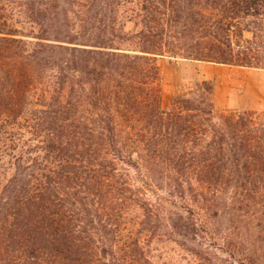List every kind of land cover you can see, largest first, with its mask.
<instances>
[{
  "label": "trees",
  "instance_id": "obj_1",
  "mask_svg": "<svg viewBox=\"0 0 264 264\" xmlns=\"http://www.w3.org/2000/svg\"><path fill=\"white\" fill-rule=\"evenodd\" d=\"M19 1L39 32L19 38L0 0V157L14 161L0 264H155L144 240L162 219L147 185L158 175L245 204L264 232V113L219 114L210 81L165 109L157 61L264 69V0ZM169 219L204 239L200 218Z\"/></svg>",
  "mask_w": 264,
  "mask_h": 264
},
{
  "label": "rangeland",
  "instance_id": "obj_2",
  "mask_svg": "<svg viewBox=\"0 0 264 264\" xmlns=\"http://www.w3.org/2000/svg\"><path fill=\"white\" fill-rule=\"evenodd\" d=\"M9 2L10 23L18 31V37L29 42L36 41L34 37L39 32L37 25L27 18L19 0ZM127 16L129 15L125 13L121 15V19L126 30L132 31L134 25L127 22ZM157 61L162 71L165 109L171 107L176 95L196 82L210 81L214 85L215 106L219 114L226 111L264 113V69L198 62L171 56L157 57ZM2 151L0 146V155ZM131 173L132 179L142 183V176L137 171L132 170ZM13 174L14 161L10 157H0V193ZM161 176L147 181L150 199L163 210L158 233H150L144 240L155 264H239L237 259L246 257L252 247H255L257 258L264 264V232L260 233L259 228L253 224L251 215L254 209L247 210L244 208L245 204H242L236 211V203L230 204V196L224 195L223 199L207 202L212 195H204L196 183L192 186L186 184L184 188L177 181ZM242 208L244 209L240 210ZM175 212L200 218L201 235L204 239L198 238L200 242L196 241L192 233L188 237L191 238L190 241L184 238L186 230L169 227V216ZM138 213L134 209L131 218L135 220ZM202 243L209 253L206 258L196 252L201 250Z\"/></svg>",
  "mask_w": 264,
  "mask_h": 264
},
{
  "label": "bare ground",
  "instance_id": "obj_3",
  "mask_svg": "<svg viewBox=\"0 0 264 264\" xmlns=\"http://www.w3.org/2000/svg\"><path fill=\"white\" fill-rule=\"evenodd\" d=\"M220 74H221V71H220ZM224 74V73H223ZM226 74V73H225Z\"/></svg>",
  "mask_w": 264,
  "mask_h": 264
}]
</instances>
